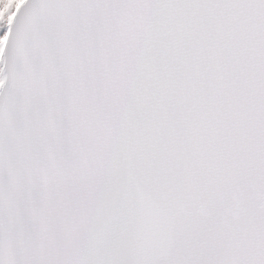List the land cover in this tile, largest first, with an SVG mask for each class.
Returning <instances> with one entry per match:
<instances>
[{
  "label": "snow or ice",
  "instance_id": "1",
  "mask_svg": "<svg viewBox=\"0 0 264 264\" xmlns=\"http://www.w3.org/2000/svg\"><path fill=\"white\" fill-rule=\"evenodd\" d=\"M0 264H264V0H0Z\"/></svg>",
  "mask_w": 264,
  "mask_h": 264
}]
</instances>
